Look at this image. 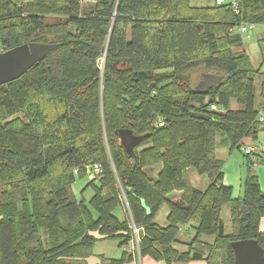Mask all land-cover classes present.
<instances>
[{
    "label": "trees",
    "instance_id": "1",
    "mask_svg": "<svg viewBox=\"0 0 264 264\" xmlns=\"http://www.w3.org/2000/svg\"><path fill=\"white\" fill-rule=\"evenodd\" d=\"M238 1L240 15L230 3L192 8L188 0H0L5 51L55 46L0 87V264H87L96 231L131 249L103 264L146 256L235 264L233 244L245 240L264 251V192L253 165L248 159L243 194L233 199L217 157L264 131L254 69L233 50L243 40L232 34L241 23H264V1ZM201 68L224 77L207 95L195 93ZM121 130L142 137L133 157ZM98 166L94 214L72 184ZM191 169L207 176V190L192 185ZM228 205L230 234L221 217ZM164 206L165 227L156 222ZM133 226L144 230L139 253Z\"/></svg>",
    "mask_w": 264,
    "mask_h": 264
},
{
    "label": "water",
    "instance_id": "2",
    "mask_svg": "<svg viewBox=\"0 0 264 264\" xmlns=\"http://www.w3.org/2000/svg\"><path fill=\"white\" fill-rule=\"evenodd\" d=\"M227 0H217L218 5H222ZM55 49L54 45L46 44H23L0 54V87L20 79L34 65L42 61ZM99 64L104 65V59ZM224 77L215 74H203L200 83L195 88V93L207 95L212 89L218 87L223 82ZM193 118L206 120L208 115L193 113ZM127 157L134 156L135 148L141 143L142 137H136L131 131L121 130L117 132ZM246 217V209L242 208ZM98 240L109 239L112 236H102L100 231L90 234ZM123 234H116L120 236ZM140 240L144 237V230H140ZM235 252V264H264V251L255 240L239 241L233 244Z\"/></svg>",
    "mask_w": 264,
    "mask_h": 264
},
{
    "label": "rangeland",
    "instance_id": "3",
    "mask_svg": "<svg viewBox=\"0 0 264 264\" xmlns=\"http://www.w3.org/2000/svg\"><path fill=\"white\" fill-rule=\"evenodd\" d=\"M233 0H227V3H231ZM190 7L192 8H211L215 7L218 3L217 0H188ZM235 35V30L232 32ZM243 44L241 47H233L235 53L246 54L249 59L252 68L254 69L253 76L256 84V100L258 103H264V23L257 24L255 30L250 34H241ZM203 74H209L204 71L203 68L196 71L193 75L194 85H198L202 79ZM257 144L264 143V135L261 133L257 139ZM264 145V144H263ZM221 148V147H220ZM189 174L193 185L201 191L207 190L209 187V179L207 176L198 175L194 169L189 170ZM87 175H75V180L72 184V191L75 199L80 203H84L94 214V210L91 207V200L94 197L97 189L100 188L98 181L92 182ZM222 220L226 227L227 234L232 232L231 228V213L228 206H225L222 210Z\"/></svg>",
    "mask_w": 264,
    "mask_h": 264
},
{
    "label": "crops",
    "instance_id": "4",
    "mask_svg": "<svg viewBox=\"0 0 264 264\" xmlns=\"http://www.w3.org/2000/svg\"><path fill=\"white\" fill-rule=\"evenodd\" d=\"M235 107V104H233ZM264 131L260 132L257 135H261ZM257 139L250 138L246 140L245 144L252 146H259L263 150L264 156V143L257 144ZM217 157L224 161V181L225 186L231 187L233 189V199H238L243 194V182L247 177L248 171L250 169L248 165V158L244 155V151L233 150L230 151L227 147H221L217 150ZM251 171L258 177L262 192H264V157L261 160V163L257 166H252ZM190 175V174H189ZM191 180V177H190ZM192 183V180H191ZM193 185V183H192ZM195 187V185H193ZM196 188V187H195ZM200 190V189H199ZM177 194V193H176ZM231 213V208L228 205ZM167 215L168 208L164 206L156 218V222L165 227L167 226ZM222 217V215H221ZM232 228V226H231ZM260 231L264 234V217L260 220ZM98 240V239H97ZM205 242L213 243V238H205ZM180 250H186L184 245L178 247ZM125 249L119 246V242L112 241L109 239L98 240L94 245L93 255L86 259L87 264H103L102 257L108 259H120L123 256ZM126 264H167L164 261H156L153 258L146 257H136L134 261ZM173 264H206L204 261H192V262H176Z\"/></svg>",
    "mask_w": 264,
    "mask_h": 264
},
{
    "label": "built area",
    "instance_id": "5",
    "mask_svg": "<svg viewBox=\"0 0 264 264\" xmlns=\"http://www.w3.org/2000/svg\"><path fill=\"white\" fill-rule=\"evenodd\" d=\"M264 1V0H263ZM231 8L234 10V12L238 15H240L241 11V3L238 0H233L231 1ZM257 24H253V23H241L240 25H238L235 28V33L240 35L241 34H251L253 32V30H255ZM5 52L4 48L1 46V40H0V54ZM213 110H216V106H212ZM257 121L261 124H264V107L259 108L258 110V115H257ZM243 151L244 153L248 156V159L250 161V163L253 166H257L260 164L261 159H260V155H262L263 150L261 147L259 146H252V145H247L244 144L243 147ZM77 174V171H75ZM102 170L101 167H96L94 173L89 172V177L91 179H95L97 176H99L101 174ZM133 230H134V240H133V244H132V250H137V252L139 253L140 248H139V242H140V230L136 228L135 226H133ZM126 251H130V248L125 249Z\"/></svg>",
    "mask_w": 264,
    "mask_h": 264
}]
</instances>
